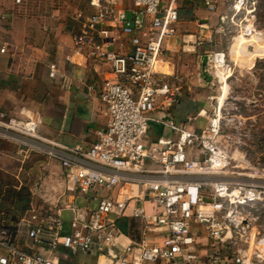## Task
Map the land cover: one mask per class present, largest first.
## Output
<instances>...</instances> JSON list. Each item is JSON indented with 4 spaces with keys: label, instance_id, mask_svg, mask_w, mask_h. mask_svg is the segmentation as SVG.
<instances>
[{
    "label": "built area",
    "instance_id": "1",
    "mask_svg": "<svg viewBox=\"0 0 264 264\" xmlns=\"http://www.w3.org/2000/svg\"><path fill=\"white\" fill-rule=\"evenodd\" d=\"M256 1L202 0L211 9L224 5L220 23L238 26L239 33L251 24ZM87 3L93 12L75 14L80 30L73 37L108 65L98 91L108 118L82 149L39 134V119L27 110L20 117L0 112V131L30 141L62 168L51 171V198L31 200L12 223L0 224V264H75L77 255L94 256L95 264H264V231L236 211L264 199V178L251 179V172L239 178L231 170L232 155L217 140L219 113L198 130L172 126L175 138L147 140L157 104L170 106L180 92L158 70L164 44L177 31V0ZM212 55L228 66L224 50ZM56 71L50 64L49 76ZM258 173L264 177V170ZM126 216L140 220L137 238L121 229ZM202 229L212 246L204 256L196 241Z\"/></svg>",
    "mask_w": 264,
    "mask_h": 264
},
{
    "label": "crops",
    "instance_id": "2",
    "mask_svg": "<svg viewBox=\"0 0 264 264\" xmlns=\"http://www.w3.org/2000/svg\"><path fill=\"white\" fill-rule=\"evenodd\" d=\"M63 2L74 10L70 14L71 29L66 33L53 21L52 17L56 14L54 9L47 15L39 13L42 17L34 21L25 15L18 17L13 10L0 9V112L20 117L19 111L27 110L39 119L38 132L45 138L68 147L86 149L95 141L96 130L104 128L108 118L105 106L98 97L100 81L103 75H108V65L103 59L90 56L85 46L76 44L73 37L80 30L75 14L93 12L88 0L80 1L78 5H74V0L72 3L70 0ZM116 2L122 7L129 4L125 0ZM178 6V13L183 17L178 18L176 34L164 44V51H168L169 55L163 53L158 70L164 72L168 80L177 81L180 92L170 106L162 108L157 104L148 126L149 141L175 138L176 131L172 126L187 124L197 127L191 120L205 111L202 93L191 86L190 79L184 81V77L178 75L184 73L178 60L186 55L181 51H190L195 45L182 42L198 41L201 44L212 41L213 37L219 42L218 36L222 31L218 24L221 22L220 16L226 13L224 5L211 9L204 6L202 0H181ZM98 28L108 29L109 26ZM96 38L101 41L103 37ZM5 42L8 44L1 51ZM116 47L113 44L110 46L112 49ZM128 48L126 38L123 50ZM52 63L56 64L57 71L50 77L49 65ZM167 116L169 120H166ZM18 158L21 161L14 146L11 150L0 149V170H14L13 174L18 178L13 191L22 189L29 193L26 197L10 195L6 199L0 198V205L6 204L9 208L0 209V214L4 215L0 217V224H10L15 219L11 208L25 206L30 200L41 201V197L51 198V171L58 173L62 170L59 162L47 156L26 166H23V162L17 164ZM135 188L131 193L136 192ZM144 207L152 212L149 203H144ZM123 223L125 232L137 238L140 220L126 216L119 219V224ZM200 231H196L197 251L204 256L211 252L212 246L207 235L199 236ZM100 263L106 264L103 260Z\"/></svg>",
    "mask_w": 264,
    "mask_h": 264
},
{
    "label": "rangeland",
    "instance_id": "3",
    "mask_svg": "<svg viewBox=\"0 0 264 264\" xmlns=\"http://www.w3.org/2000/svg\"><path fill=\"white\" fill-rule=\"evenodd\" d=\"M64 0H21L14 3V0H0V9L16 12L18 17H24L39 20V13L56 10L53 15V21L60 26L61 30L66 31L71 27V10ZM69 1V0H67ZM72 3V0H70ZM83 0H74V5ZM130 0H125V2ZM168 0H163L166 4ZM181 0H177V6ZM179 7V6H178ZM63 8V9H62ZM68 9V12H66ZM70 10V11H69ZM23 12H26L24 14ZM66 12V13H65ZM23 13V14H22ZM129 14V13H128ZM239 23L238 19H234ZM221 29L220 41L214 37L212 41L197 42L185 41L182 44L195 45L190 51H181L182 56L178 61L183 68L184 73H179L184 77V81L190 79L191 86L202 93V100L205 105L203 115L191 120L195 126L201 128L207 123V119L213 113H219L220 129L218 132V142L227 148L233 158V168L236 177H246L251 172V179L264 178L259 170H264V0H257L255 10L251 16V29L242 27L239 33V27L228 24H218ZM250 33L245 36L243 31ZM55 32L56 29L54 28ZM185 33V32H184ZM214 40V41H213ZM217 43V44H216ZM224 50L226 64L221 63L216 58L212 64L206 65V71L211 75V80L204 78L201 73V56L211 54L212 52ZM164 55H169L168 51H163ZM194 127L196 130L199 128ZM0 149L8 150L15 147L18 158L17 164L24 163L23 166L31 162L43 160L45 155L32 147L28 140L21 137H11L0 131ZM4 140V141H3ZM14 170H0V198L6 199L14 195L13 185L18 178L13 174ZM26 189V187H22ZM27 191L20 192L21 197L27 196ZM206 191L205 199L209 200ZM82 204L81 199L76 201ZM4 204V203H3ZM92 207L94 206L91 204ZM25 206L14 207L10 209L13 218L22 211ZM0 209L9 210L8 206L0 205ZM16 209V210H15ZM238 214L255 218L253 223L260 226L264 231V199L236 207ZM4 215L0 214V217ZM65 218L69 214L64 215ZM206 231L202 229L199 236H205ZM75 264H95L94 256L77 255L72 259Z\"/></svg>",
    "mask_w": 264,
    "mask_h": 264
},
{
    "label": "water",
    "instance_id": "4",
    "mask_svg": "<svg viewBox=\"0 0 264 264\" xmlns=\"http://www.w3.org/2000/svg\"><path fill=\"white\" fill-rule=\"evenodd\" d=\"M209 55L211 54H205L201 56V73L204 78H207L208 80H211V75L207 73L206 71V65L209 63ZM163 119V118H162ZM170 117L167 116L166 120H169Z\"/></svg>",
    "mask_w": 264,
    "mask_h": 264
},
{
    "label": "trees",
    "instance_id": "5",
    "mask_svg": "<svg viewBox=\"0 0 264 264\" xmlns=\"http://www.w3.org/2000/svg\"><path fill=\"white\" fill-rule=\"evenodd\" d=\"M177 11H178V6H177ZM181 17H183L181 14H180V12L178 13V18H181ZM185 18H186V16H185ZM22 191V189L19 191V192H15V194H14V196H20V192ZM29 194V193H28ZM31 201V200H30ZM30 201L27 203V205H26V207H24V209L23 210H25V209H27L28 207H29V204H30ZM120 227H121V229L123 230V231H126V229H125V224L123 223V224H120Z\"/></svg>",
    "mask_w": 264,
    "mask_h": 264
},
{
    "label": "bare ground",
    "instance_id": "6",
    "mask_svg": "<svg viewBox=\"0 0 264 264\" xmlns=\"http://www.w3.org/2000/svg\"><path fill=\"white\" fill-rule=\"evenodd\" d=\"M247 26H250L249 29H251V24L246 25L245 28H247ZM249 29H248V30H249ZM217 59H218V58H217ZM213 61H214V64H215L216 58L213 57V55H209V62L212 64Z\"/></svg>",
    "mask_w": 264,
    "mask_h": 264
}]
</instances>
